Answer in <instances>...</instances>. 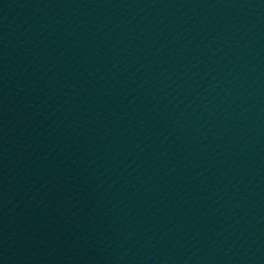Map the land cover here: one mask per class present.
<instances>
[{
    "label": "water",
    "instance_id": "1",
    "mask_svg": "<svg viewBox=\"0 0 264 264\" xmlns=\"http://www.w3.org/2000/svg\"><path fill=\"white\" fill-rule=\"evenodd\" d=\"M94 264H264V0H139Z\"/></svg>",
    "mask_w": 264,
    "mask_h": 264
}]
</instances>
